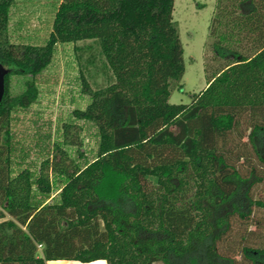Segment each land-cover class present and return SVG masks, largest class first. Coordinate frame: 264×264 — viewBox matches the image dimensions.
<instances>
[{
  "label": "trees",
  "instance_id": "1",
  "mask_svg": "<svg viewBox=\"0 0 264 264\" xmlns=\"http://www.w3.org/2000/svg\"><path fill=\"white\" fill-rule=\"evenodd\" d=\"M16 1L0 0V62L10 69L0 104V264H236L221 250L231 219L264 207L252 197L264 181V0H217L215 45L229 63L189 105L170 102L186 72L175 0H56L46 43L8 56ZM86 40L98 42L115 80L93 90L81 73L90 98L73 117L96 127L99 151L90 165L62 170L50 200V161L24 166L13 121L39 101L37 77L58 45ZM15 75L31 77L18 95ZM243 255L264 264V247Z\"/></svg>",
  "mask_w": 264,
  "mask_h": 264
},
{
  "label": "rangeland",
  "instance_id": "2",
  "mask_svg": "<svg viewBox=\"0 0 264 264\" xmlns=\"http://www.w3.org/2000/svg\"><path fill=\"white\" fill-rule=\"evenodd\" d=\"M55 1H16L11 10L12 46L8 56L19 55L23 44L46 43L53 31ZM216 9L217 0H175L173 15L185 49L186 72L182 88L173 87L172 104H191L195 94L206 88L209 80L229 63L216 50L215 43L223 31L214 20ZM81 73L93 90L104 88L115 80L97 41L58 45L53 61L37 77L41 91L39 101L22 110L19 119L13 121L14 141H19L29 153L24 166L50 161L55 187L50 200L55 199L64 186L61 171L90 165L99 151L96 127L73 117V111L78 107L86 108L90 98L82 91ZM30 78L12 76L11 94L22 93ZM152 180L156 183L155 178ZM252 197L264 201V181L252 189ZM245 246L264 247V207L253 206L252 213L245 219L238 214L231 219V229L221 245L222 253L234 258L236 264H250L243 255Z\"/></svg>",
  "mask_w": 264,
  "mask_h": 264
},
{
  "label": "water",
  "instance_id": "3",
  "mask_svg": "<svg viewBox=\"0 0 264 264\" xmlns=\"http://www.w3.org/2000/svg\"><path fill=\"white\" fill-rule=\"evenodd\" d=\"M10 73L9 67L0 62V104L6 92V76Z\"/></svg>",
  "mask_w": 264,
  "mask_h": 264
},
{
  "label": "crops",
  "instance_id": "4",
  "mask_svg": "<svg viewBox=\"0 0 264 264\" xmlns=\"http://www.w3.org/2000/svg\"><path fill=\"white\" fill-rule=\"evenodd\" d=\"M103 260H98L90 263H82L79 261H73V260H57V261H48L47 264H73L75 262L82 263V264H96V263H101ZM104 264H108L106 261H104Z\"/></svg>",
  "mask_w": 264,
  "mask_h": 264
}]
</instances>
